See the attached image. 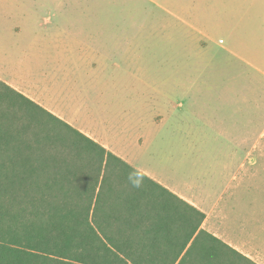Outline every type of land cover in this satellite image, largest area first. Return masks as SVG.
Instances as JSON below:
<instances>
[{"label":"crops","instance_id":"crops-1","mask_svg":"<svg viewBox=\"0 0 264 264\" xmlns=\"http://www.w3.org/2000/svg\"><path fill=\"white\" fill-rule=\"evenodd\" d=\"M80 2L0 0V82L202 212L200 228L241 255V264H264V178L248 169L260 158L251 163L247 157L248 149L264 148V142L256 140L264 134V95L246 90L214 93L219 80L196 77L198 65L190 69L194 76L183 80L156 77L151 68H143L138 78L127 63L130 79L109 81L104 71H114L120 62L117 39L129 40V33L87 31L101 27L102 21L95 16L88 21ZM128 50L124 57L130 56ZM144 51L150 54L152 49ZM248 66L264 85V62ZM119 86L139 93L119 97ZM118 98L126 99L127 107L118 106ZM201 133L215 135L218 144L219 139H229L232 153L243 151L242 158L239 152L234 159L237 167L232 172V157L221 155L203 161V168L186 158L189 172L176 169L173 148L199 144ZM248 135L256 136L248 140ZM164 147L171 149L164 153L165 163L174 168L167 173L146 161L155 148Z\"/></svg>","mask_w":264,"mask_h":264},{"label":"trees","instance_id":"trees-1","mask_svg":"<svg viewBox=\"0 0 264 264\" xmlns=\"http://www.w3.org/2000/svg\"><path fill=\"white\" fill-rule=\"evenodd\" d=\"M0 85L24 111L0 108V264H241L202 212Z\"/></svg>","mask_w":264,"mask_h":264},{"label":"rangeland","instance_id":"rangeland-1","mask_svg":"<svg viewBox=\"0 0 264 264\" xmlns=\"http://www.w3.org/2000/svg\"><path fill=\"white\" fill-rule=\"evenodd\" d=\"M81 1L78 7L86 9L88 21L94 16L97 19L101 17L102 21L101 27H89L87 31L97 29L104 34L117 32L124 36L129 33V40L117 39L115 45L119 47L120 62L114 71H104V78L107 77L109 81L130 79V75L127 74V63L132 65L129 71H134L135 75L140 74L138 78H142L143 68H151L150 72L156 77L160 74L165 75L167 79L177 77L183 80L192 78L194 75L190 69L198 65L200 75L196 74V77L219 80L221 86H215L214 93L223 90L226 93L238 94L246 90L247 93L264 95V85L258 81L260 76L248 66V64L260 66V63L264 62V0ZM144 48L146 50L150 48L152 51L150 54H147L148 51L142 54ZM159 48H166L165 53H160ZM127 49L130 56L124 57L123 53ZM145 70L149 73L147 69ZM135 90L137 89L131 88L130 91H126L119 86L115 93L121 95L119 97L126 94L136 96L139 92ZM3 91L0 85V92ZM116 104L127 107L126 99L120 101L118 98ZM1 105V110L7 108L23 120L24 111L16 104L9 105L4 102ZM116 113L120 112L117 110ZM35 116L40 117L48 129L58 126L38 112H35ZM262 127L264 129V120ZM251 136L256 135H248V140ZM198 137L202 139L199 147L197 143L193 147L190 145L182 147L179 143L173 148L178 160L175 166L181 174L188 173L191 169L186 158L198 162L199 167L203 168V161L214 160L218 155L228 156L233 159L229 165L230 172L237 167L234 159L238 160L239 152L242 158L243 151L236 149V153H232L234 146L232 143L230 146L229 139H219L222 143L218 144L213 134L201 133ZM256 140L264 142V134L258 135ZM155 149L151 152L152 159L146 158L149 166L162 173L173 170L171 164L165 163L164 156V153L171 149L169 147H164V150ZM247 153L248 162L254 163L252 160L260 158L256 167L248 166V169L264 178V148L248 149ZM147 154L149 156L150 152ZM31 158L40 160L44 157L35 154ZM260 182L264 188V181Z\"/></svg>","mask_w":264,"mask_h":264}]
</instances>
